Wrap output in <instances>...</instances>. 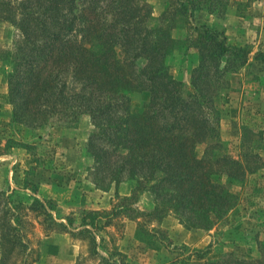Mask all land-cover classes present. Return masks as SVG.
Masks as SVG:
<instances>
[{
    "label": "trees",
    "instance_id": "obj_1",
    "mask_svg": "<svg viewBox=\"0 0 264 264\" xmlns=\"http://www.w3.org/2000/svg\"><path fill=\"white\" fill-rule=\"evenodd\" d=\"M173 1L174 12L190 10L193 17L194 0ZM160 19L164 12L154 21L147 0H0V21L20 34L14 50L0 55L6 99L12 122L32 128L58 117L69 129L88 116L93 130L85 146L95 188L132 181L123 201L150 194L152 209L139 215L146 222L173 213L187 230L209 231L237 207L248 177L264 166L260 137L250 129L243 128L237 155L219 141V93L211 77L225 73L223 58L245 63L248 52L229 45L222 32L195 26L198 66L185 89L169 74L167 61L180 48ZM254 60L264 65L263 54ZM144 91L148 102L132 108V94ZM12 197L0 201V211ZM11 210L0 224V264H16L15 248H25L15 233L20 221L14 212L7 218Z\"/></svg>",
    "mask_w": 264,
    "mask_h": 264
},
{
    "label": "rangeland",
    "instance_id": "obj_2",
    "mask_svg": "<svg viewBox=\"0 0 264 264\" xmlns=\"http://www.w3.org/2000/svg\"><path fill=\"white\" fill-rule=\"evenodd\" d=\"M194 1L198 6L189 17L190 10L174 12L173 0H147L154 21L164 12L159 24L172 27L180 48L167 61L169 74L189 89L198 66L195 26L222 32L229 45L245 49V63L225 57V73L211 77L219 93V141L237 155L242 130L250 129L260 137L264 164V65L254 60L264 55V0ZM19 36L0 21V55L11 53ZM3 63L0 58V201L13 197L0 211V224L3 212L15 207V233L25 245L15 248L16 264H264V166L248 177L237 207L209 231L187 230L173 213L146 222L139 215L152 209L150 194L139 193L133 204L123 201L132 195V181L95 188L85 146L93 130L88 116L69 129L58 117L39 128L12 122ZM149 98L146 91L134 93L131 107ZM204 149L198 146L199 156Z\"/></svg>",
    "mask_w": 264,
    "mask_h": 264
}]
</instances>
